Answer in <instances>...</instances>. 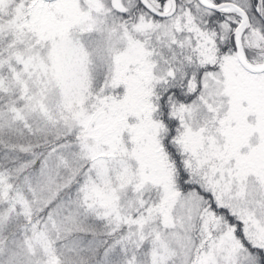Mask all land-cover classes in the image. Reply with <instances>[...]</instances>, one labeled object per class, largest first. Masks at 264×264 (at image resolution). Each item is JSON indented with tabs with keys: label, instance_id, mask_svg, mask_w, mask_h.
<instances>
[{
	"label": "snow or ice",
	"instance_id": "6c2138e0",
	"mask_svg": "<svg viewBox=\"0 0 264 264\" xmlns=\"http://www.w3.org/2000/svg\"><path fill=\"white\" fill-rule=\"evenodd\" d=\"M0 264H264V0H0Z\"/></svg>",
	"mask_w": 264,
	"mask_h": 264
}]
</instances>
